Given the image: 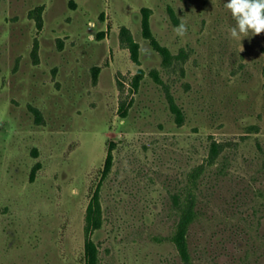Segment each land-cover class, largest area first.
Wrapping results in <instances>:
<instances>
[{
	"label": "rangeland",
	"instance_id": "rangeland-1",
	"mask_svg": "<svg viewBox=\"0 0 264 264\" xmlns=\"http://www.w3.org/2000/svg\"><path fill=\"white\" fill-rule=\"evenodd\" d=\"M225 2L0 0V264H186L190 197L191 264H264V33Z\"/></svg>",
	"mask_w": 264,
	"mask_h": 264
},
{
	"label": "trees",
	"instance_id": "trees-1",
	"mask_svg": "<svg viewBox=\"0 0 264 264\" xmlns=\"http://www.w3.org/2000/svg\"><path fill=\"white\" fill-rule=\"evenodd\" d=\"M145 16L143 19L144 25V33L151 37L153 35L151 29V23L149 19V12L150 9L144 8ZM128 44L132 50L133 58L136 61H139V43L133 39V37L126 32ZM155 45L158 47L159 50L164 52V55L168 54V48L161 46L159 43L155 42ZM142 69L139 71L138 77L142 75ZM180 112V111H179ZM215 148V146H214ZM113 162V149L110 147L107 161H106V171L108 172L111 169ZM196 216L195 211V200L193 197H190L185 206H183L181 210L180 218L177 222V226L175 232L172 236L173 241L175 242L177 249L185 261L186 264H191V253H190V246H189V239H188V230L191 222L194 220ZM87 222L90 227L99 228L102 225V207L100 202V192L99 190L96 191L87 211ZM87 257H88V264H98V257H99V250L97 244L94 240H88L87 245Z\"/></svg>",
	"mask_w": 264,
	"mask_h": 264
},
{
	"label": "clouds",
	"instance_id": "clouds-1",
	"mask_svg": "<svg viewBox=\"0 0 264 264\" xmlns=\"http://www.w3.org/2000/svg\"><path fill=\"white\" fill-rule=\"evenodd\" d=\"M235 21V25L230 27V35L239 39L241 35L247 36L251 31L254 35L264 33V0H227L224 3ZM89 28L95 25L89 22ZM177 35L183 36L186 32V26L183 22L174 29ZM89 41H94L95 36L91 33L88 35ZM75 194V189L73 190Z\"/></svg>",
	"mask_w": 264,
	"mask_h": 264
}]
</instances>
